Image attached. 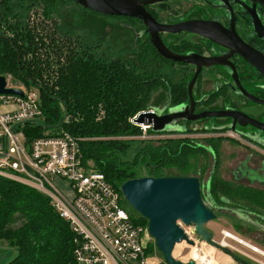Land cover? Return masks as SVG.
Segmentation results:
<instances>
[{
	"label": "trees",
	"instance_id": "1",
	"mask_svg": "<svg viewBox=\"0 0 264 264\" xmlns=\"http://www.w3.org/2000/svg\"><path fill=\"white\" fill-rule=\"evenodd\" d=\"M65 1L75 3L73 0H0V74L11 73L16 80L39 90L43 116L26 125V137L30 140L67 132L78 138L85 166L103 173L119 192L123 181L137 177L138 161L147 166L148 176L152 177L191 174L198 155L206 157L207 151L187 138L145 144L138 148L132 161L121 160L133 142L121 138L142 132L129 119L156 106L151 103L156 92L165 93L163 103L170 101L177 105L188 100L187 70L183 63L162 58L146 34L143 41L135 39L130 49L117 48L112 52L110 45L103 47L101 38L74 43L77 38L72 37L74 31L60 26L51 40L49 33L37 31L30 23L31 14H42L57 24V18L53 17L55 6ZM83 9L103 17L134 21ZM45 40L50 45L54 42L57 60L48 59L46 64H41L49 54L41 51ZM56 42L62 45H55ZM191 47L190 43H183L177 49L184 51ZM135 52H138L136 57ZM156 61L163 63V67H154ZM177 74L180 78L175 79ZM217 94L224 91L213 94L208 102ZM145 133L157 134L150 127ZM191 158L195 163L191 164ZM123 202L122 197V205ZM132 220L147 224L140 215ZM0 246L12 251L5 264H76L73 233L49 199L1 177Z\"/></svg>",
	"mask_w": 264,
	"mask_h": 264
},
{
	"label": "water",
	"instance_id": "2",
	"mask_svg": "<svg viewBox=\"0 0 264 264\" xmlns=\"http://www.w3.org/2000/svg\"><path fill=\"white\" fill-rule=\"evenodd\" d=\"M73 1L85 9L102 15L138 19L144 26L142 32L147 35L148 40L162 58L193 65L194 73L187 83L188 103L169 108L166 112L164 110L167 103L161 109L150 106L146 111L138 114L135 119L137 124L146 125L157 133L172 132L181 130L176 126L178 121L194 122L202 119L229 117L232 129L237 121L240 126L250 125L264 133V121L251 118L240 111L194 112L195 100L192 93L201 68L213 70L215 67L225 72L230 69L237 90L241 91L246 98L264 105V99L255 97L242 88L232 59L234 57L241 61L248 69H255L258 73L257 78H264V0H232L229 3L225 0H217L222 4L217 5L212 13L209 12L212 18L182 21L174 19L166 23L157 21L147 11L146 5L167 0ZM204 13L209 14L205 10ZM221 20L227 21L228 26L222 24ZM238 20L247 31L244 39L237 33ZM162 32L171 34L187 32L199 35L207 42L205 45L207 54L193 51L175 52L163 42L160 36ZM216 47L219 50H216ZM255 87L264 90V85ZM0 93L22 96L20 90L5 88L3 75H0ZM119 189L125 202L147 221V232L166 264H195L194 261H180L172 255L174 247L182 241L188 245H194L178 222L187 227L192 226L195 234L207 244L226 252L229 251L226 247L214 242L211 239V233L204 227V224L212 219L214 214L201 203L199 182L196 177H134L123 181Z\"/></svg>",
	"mask_w": 264,
	"mask_h": 264
},
{
	"label": "flooded vegetation",
	"instance_id": "3",
	"mask_svg": "<svg viewBox=\"0 0 264 264\" xmlns=\"http://www.w3.org/2000/svg\"><path fill=\"white\" fill-rule=\"evenodd\" d=\"M171 1L146 5V9L157 21L166 23L174 19L182 21L212 18L210 13L216 10L217 5L222 4L217 0H173L174 3L170 4ZM225 1L229 3L232 0ZM204 10L210 13L206 14ZM125 21L135 29L137 37L132 34L133 37L143 41L145 37V33L142 32L143 24L138 19H134V21L125 19ZM221 22L228 26L227 21L221 20ZM241 25L242 23L238 20L236 24L237 33L244 39V34L247 31ZM133 28H130L132 32ZM160 36L163 42L175 52L193 51L199 54H207L205 50L207 42L199 35L187 32L175 34L162 32ZM183 43H190L192 47L184 51L178 50L177 47ZM215 49L219 50L218 47ZM232 59L242 88L247 93L264 99V90L255 87L264 85V78H257L258 73L255 69H248L241 61L234 59V57ZM183 65L187 69L189 81L194 73V67L186 63ZM234 83L235 79L230 69L225 72L215 67L213 70L201 68L192 89V93H195V95L193 94L194 112L236 110L251 118L264 121V105L246 98L241 91L237 90L238 88ZM221 90L224 91V94H217L211 102H208L213 94ZM166 103L164 112L169 108L186 104L188 100L177 105H172L170 101ZM164 104H157L155 107L161 109ZM217 120H222V122H216ZM196 122L198 121H178L176 126L181 128V131L189 133L190 130H197L195 128ZM191 124L192 128L189 129ZM199 131L219 133L220 135L231 131L242 140H246L244 143L238 141L241 145L239 147L243 151L242 156L239 157L232 151L226 157H221L219 148L224 139L228 140L230 144L237 145L235 147V151H237L238 144L234 143L236 140L224 136H210L204 138L206 144H202L190 139L197 146L203 147L207 151L211 164H209V170L205 171L209 167L205 160L206 166H201V171L199 170L196 175L189 174L186 176L198 179L201 203L214 214V217L208 220L204 227L211 233V239L214 242L226 247L229 251L217 249L230 258L231 264H264V133L250 125L240 126L237 121L234 123V129H232L229 117L215 118L211 122L206 120L203 128ZM207 155L206 157H208ZM234 158L236 159L232 162ZM231 164L233 165L231 166ZM188 227L194 240L197 238L205 242L195 234L193 227ZM225 239L229 240L230 243L225 242ZM236 246L249 249L256 256L249 255Z\"/></svg>",
	"mask_w": 264,
	"mask_h": 264
},
{
	"label": "built area",
	"instance_id": "4",
	"mask_svg": "<svg viewBox=\"0 0 264 264\" xmlns=\"http://www.w3.org/2000/svg\"><path fill=\"white\" fill-rule=\"evenodd\" d=\"M0 75L5 88L22 92V96L0 93V177L49 199L73 233L76 264H166L153 249L149 251L154 241L147 224L134 222L122 205L120 192L103 173L85 166L78 138L67 132L30 140L26 137V125L43 116L37 87L25 85L11 73ZM146 110L129 119L142 131L148 126L137 124L135 119ZM56 179L70 184V196L60 190ZM178 224L195 243L189 227Z\"/></svg>",
	"mask_w": 264,
	"mask_h": 264
},
{
	"label": "rangeland",
	"instance_id": "5",
	"mask_svg": "<svg viewBox=\"0 0 264 264\" xmlns=\"http://www.w3.org/2000/svg\"><path fill=\"white\" fill-rule=\"evenodd\" d=\"M169 3L173 4L174 2L172 0ZM53 17L57 18V22H56L57 24H54V22L50 19L43 18L42 14L41 15L31 14L29 21L32 25H34L33 27L37 31H39L40 29L41 32L49 33L51 40L53 39L52 37L55 36L54 30H56V28L60 26H63L69 30L72 29L74 31L72 34V37L73 39L77 37L74 43L78 41H85V40L90 41L91 38H101L104 42L103 47H106L107 44L110 45L112 52L116 51L117 48L130 49L134 43V37L132 35L133 32L130 29L133 27H130V25H128V22L125 21V19L123 18H110V17H103L100 15H96L90 11L84 10L77 4L70 2V1H65L62 4L59 3L58 5H56L55 6V16ZM38 20L40 22H38ZM133 24L135 23L133 22ZM133 31H135L134 28H133ZM55 45H62V44L61 42H56ZM53 46H54V42L51 43L50 45L48 41L45 40L44 49L43 47H41V51H42V54L45 53V51H47V53H49L48 54L49 57L48 55H46V59L43 58L41 60V64H46L45 62L48 59H50V62L54 58H56L57 60L56 52L54 51L56 47H53ZM137 55H138V52H135L134 56L136 57ZM153 66L161 68L163 67V63H161L160 61H156ZM176 67L177 69H179V66H176ZM179 76L180 74H177L175 76V79H177ZM34 89L39 95V90L37 88H34ZM193 94L195 95L194 92ZM165 99H166L165 93L162 91H158L153 95L151 103L156 104V105L157 104L161 105L163 104ZM206 120H209V122H211L213 119L198 120V122L195 123V128H197L195 132L187 133V132H183L180 130V131L150 134V133H145V131L143 130L141 134L138 136L123 137L121 139L132 140L133 142H130V148L128 149L127 153L121 157V160L122 161L123 160L132 161L133 158L135 157V154L139 150L138 148L143 147L145 144L158 145L160 144L161 141H165L169 138H189L199 143L206 144V142L204 141V138L210 137V136H218V137L224 136L225 138H230V139H234L237 141V142L236 141L234 142L238 144V150L235 151V147H237V145L230 144L228 140L224 139V142L220 144V148H219V152H220L219 155H221V157H226V155H229L232 151H234L235 154H237V156L239 157L243 155V151L241 147H239L241 146L239 145V142L244 143L246 142V140H242L236 134H233L231 131L222 133L221 135L219 133L216 134V133H206V132L199 131L203 128V125L206 122ZM216 122H222V120H217ZM190 126L191 127H189V129L192 128V124ZM205 158L203 155H198L197 165L196 167L193 168V172H191V175H196V173L199 172V170L201 171L200 169L201 166H206L205 160L208 166L209 164H211V159H208L210 158V156L205 157ZM235 159L236 158H234V160L233 161L231 160V161L234 162ZM194 160L195 159H192V158L190 159L191 164L195 163ZM86 164L91 166L90 162H87ZM232 165L233 164H231V166ZM209 168L210 166L207 167L205 171H208ZM169 172L171 171L169 170ZM142 176H148V168L145 164H142L140 161H138L137 162V177H142ZM55 183L60 188V190H62L65 193V195L70 196L72 194L70 184L67 181L56 179ZM123 207L131 217L138 218L139 213L133 210L126 202H123ZM180 224L184 226L182 223ZM224 241L227 243L229 242V240L227 239H225ZM189 246L195 249L193 255L188 254L186 255V257L182 258L184 256L183 254H186L185 253L186 250L188 249L192 250L191 248H189ZM236 247L242 249V251L246 252L249 255H252L254 257L256 256V255H253L254 253L249 249H246L241 246H236ZM0 248L4 249L3 252H5L3 253L2 251H0V260L2 259L0 261V264H2L3 261H7L11 257L12 251L8 247H5V246H2ZM152 249L157 255V258L162 259L161 254L155 248V245L153 248H149V251ZM196 254L200 257L203 256L207 260L208 264H231L230 258L227 255H225L223 252L213 247L212 245H209L206 242H203L197 238L195 239L194 246L188 245L186 242L184 243L182 242L176 245L173 249V256L183 262L192 261L195 259L197 263V259L195 256Z\"/></svg>",
	"mask_w": 264,
	"mask_h": 264
},
{
	"label": "bare ground",
	"instance_id": "6",
	"mask_svg": "<svg viewBox=\"0 0 264 264\" xmlns=\"http://www.w3.org/2000/svg\"><path fill=\"white\" fill-rule=\"evenodd\" d=\"M194 246V245H193ZM189 248H191L192 250H190V249H188V250H186V254H183L184 256L182 257V258H184V257H186V255H193V253H194V248L193 247H191V246H189ZM172 255H173V252H172ZM196 256V259H197V263H196V260L194 259V260H192V261H194L196 264H208L207 263V260L202 256V257H200V256H198L197 254L195 255ZM174 257V256H173ZM175 258V257H174ZM210 258V257H209ZM175 259H177V258H175ZM191 259H192V257H191ZM179 260V259H178ZM181 261V260H180ZM208 262H209V260H208Z\"/></svg>",
	"mask_w": 264,
	"mask_h": 264
},
{
	"label": "crops",
	"instance_id": "7",
	"mask_svg": "<svg viewBox=\"0 0 264 264\" xmlns=\"http://www.w3.org/2000/svg\"><path fill=\"white\" fill-rule=\"evenodd\" d=\"M0 247H2V246H0ZM0 251H2V252H3V251H4V249L0 248ZM3 253H5V252H3ZM1 256H2V255H1ZM1 260H2V259H1ZM1 260H0V261H1ZM5 262H6V261H3V263H2V264H5Z\"/></svg>",
	"mask_w": 264,
	"mask_h": 264
}]
</instances>
